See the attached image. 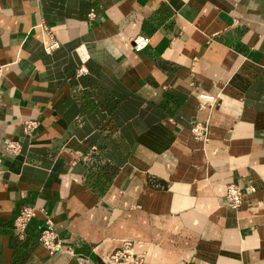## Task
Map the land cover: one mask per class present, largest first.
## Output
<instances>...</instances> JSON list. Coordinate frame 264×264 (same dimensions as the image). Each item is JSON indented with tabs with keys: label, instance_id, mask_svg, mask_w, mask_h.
<instances>
[{
	"label": "crops",
	"instance_id": "crops-1",
	"mask_svg": "<svg viewBox=\"0 0 264 264\" xmlns=\"http://www.w3.org/2000/svg\"><path fill=\"white\" fill-rule=\"evenodd\" d=\"M0 62V264H264V0H0Z\"/></svg>",
	"mask_w": 264,
	"mask_h": 264
},
{
	"label": "built area",
	"instance_id": "built-area-1",
	"mask_svg": "<svg viewBox=\"0 0 264 264\" xmlns=\"http://www.w3.org/2000/svg\"><path fill=\"white\" fill-rule=\"evenodd\" d=\"M89 16L93 15L92 11L88 12ZM39 29L45 35V41L43 43V49L46 52H50L58 45L57 39L53 36L52 31L48 28L46 23L40 21L37 23ZM148 43V37L144 34H136L131 38V45L134 50H140L144 48ZM2 64L0 62V74ZM78 73L85 71V67L79 65L76 69ZM197 97L201 103H212L215 96L205 91H198ZM37 122L33 119H27L23 122V130L26 133L32 132L36 127ZM191 133L196 139L204 138V125L195 123L190 128ZM5 149L8 152L15 153L18 150V143L16 141H8L5 145ZM224 199L227 206L231 208L237 207L242 199V192L238 185L230 182L225 187ZM42 211V208L35 207L34 205H22L18 212L12 219V226L18 235H22L24 228L28 220L33 217L36 211ZM38 242L46 249L48 253H52L56 249L61 247L59 238L56 231L53 228L52 220L49 216L44 215L42 222L40 223L37 235ZM133 243L130 239H121L119 245L111 250L104 251L100 254V259L104 264H137L142 260V254L133 250ZM69 253L72 251L66 248Z\"/></svg>",
	"mask_w": 264,
	"mask_h": 264
}]
</instances>
